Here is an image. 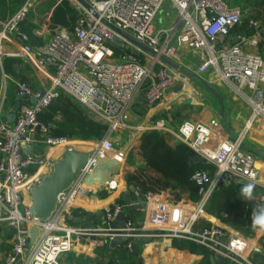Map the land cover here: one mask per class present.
I'll return each mask as SVG.
<instances>
[{
    "label": "built area",
    "instance_id": "1",
    "mask_svg": "<svg viewBox=\"0 0 264 264\" xmlns=\"http://www.w3.org/2000/svg\"><path fill=\"white\" fill-rule=\"evenodd\" d=\"M40 1L24 0L9 18L0 19L3 87L0 106L8 79L2 65L4 41L17 40V54L36 69L49 73V85L42 92L24 79L15 80L17 96L35 97V101L20 104L13 122L0 120V208L3 210L0 220L12 230L10 250L1 264H63L65 254H92L100 246H110L117 236H126L129 247L133 237L189 238L232 264H257L247 254L251 249L247 237L199 220L205 216V206L217 184L236 178L255 181L258 175L255 155L243 145L253 121H260L264 126V57L261 53L264 34L257 20L248 19L249 30L241 31L242 7L225 0H84L92 10L79 0H68L77 14L73 27L51 26L49 12L48 16L45 14L48 26L41 25L42 22L35 29L43 42L33 47L17 23ZM60 1L55 0L54 5ZM163 6L172 10L174 17L167 26L156 28L154 20ZM246 46L258 49L253 51ZM183 48L198 59L194 69L197 75L210 72L213 82L249 108L242 131L235 136H223L216 118L207 122L184 120L176 129L161 120L129 124V110L141 92L146 104L154 107L173 84L172 69L166 58L178 59ZM188 79L186 74L181 76L183 83H188ZM60 94L71 96L106 127L99 139L90 140L88 162L77 170L70 184L58 192L50 214L35 218L21 191H30L36 186L51 163L45 155L27 154L22 146L33 141L34 134L39 132L48 146L73 149V138L52 134L55 122L62 118L58 110L49 122L39 118ZM185 124L191 125V129H185ZM129 127L171 133L199 157L214 164V171L196 169L192 172L190 178L198 194L192 205L161 193L133 189V194L146 201L141 223H135L124 211L125 203L114 199L102 205L101 224H74L71 221L73 209L90 187L84 181L90 171L89 163L101 156L125 159V152L114 148L113 134ZM31 164H36L32 171L28 168ZM106 184L113 188L116 181L110 179ZM257 201L264 203V191L257 196ZM120 211L124 212L123 224L116 222ZM32 225L38 227V232L30 243L28 228ZM147 243L142 242V245ZM262 248L264 250V242Z\"/></svg>",
    "mask_w": 264,
    "mask_h": 264
},
{
    "label": "crops",
    "instance_id": "2",
    "mask_svg": "<svg viewBox=\"0 0 264 264\" xmlns=\"http://www.w3.org/2000/svg\"><path fill=\"white\" fill-rule=\"evenodd\" d=\"M231 4H238L243 9L242 22L239 26L241 31H248L247 21L248 19L257 20L260 28L261 34H264V21L259 19L256 15L264 9V0H225ZM55 3V0H54ZM51 6L48 11H46L41 17L43 24L47 25L46 16L51 12ZM174 17L172 10H168L163 6L157 13L154 24L156 28L162 26H167L170 24L171 19ZM33 22L35 26L32 28L31 33L40 38L36 33V26L40 25L38 18H34ZM49 23L52 26L49 18ZM48 26V25H47ZM42 40V38H40ZM43 42V40H42ZM246 48L256 51V47ZM19 49V43L14 38L4 41L3 43V59L11 61L12 66L6 67V73L8 74L7 86L4 89V99L0 106V120L4 118L11 112L12 105L17 99V94L15 92V80L24 79L31 86L36 89L44 90L49 85V73L45 70H38L28 61H25L20 57L17 52ZM180 52L178 59L166 58V63L171 67V72L174 77L173 84L166 90L164 96L158 101V103L153 107L146 104L142 98H138L133 105V111L130 112L128 122L131 125L143 124L147 122H153L156 120H161L173 129L177 128V125L184 120H191L194 122H207L211 118H216L220 121V131L223 136L233 137L242 131L245 120L249 115V108L242 102L236 101L232 96L226 91V89L218 85L211 80L212 75L210 72L205 74L197 75L194 72L198 59L196 56L192 55L190 52L186 51L185 48ZM263 51H261L262 53ZM264 57V52L262 53ZM2 59V61H3ZM3 65V64H2ZM183 74L188 75V83H183L181 76ZM179 83L183 84L182 88L179 90L176 87ZM3 92L2 79L0 76V98ZM188 92V94H185ZM219 95V96H218ZM220 97V98H219ZM220 99V100H219ZM22 104V103H21ZM20 105V104H19ZM17 109V108H16ZM16 111V110H15ZM150 118V119H148ZM14 120V119H13ZM6 121L8 123L13 122ZM50 121V120H49ZM48 121V122H49ZM253 127L249 128L244 139V148L250 150L255 155V161H258L261 167H258V175L255 181H250L247 179L236 178L229 179L224 182L217 184L214 188L216 190L221 185L229 184L230 182H238L247 184H253L254 190L252 194V200L264 210V203H258L257 196L264 191V126L260 121H253ZM143 131V130H142ZM136 127L121 128L114 132L113 136L117 137L120 132L124 133L123 137V152H125V159L123 157L122 161H119V167L115 171H111L108 174V178L104 182H93L92 185L87 190V193L80 196L77 201L78 206L73 209L72 222L74 224L80 225H96L102 223V205L112 200H120L125 203L124 211L131 216L135 223H141L144 219V207L145 198L139 195L133 194L132 190L141 189L135 188L126 182L125 175L128 171H132L134 167L143 165L141 156L137 152V145L139 142V136L142 133ZM165 133V132H164ZM43 134L37 132L34 134L33 143L29 149V154L34 156H47L49 166L46 167V173H49L52 169V164L55 160L59 159L65 151L63 146H48L43 141ZM122 137V138H123ZM165 138L170 144H175L178 140L171 133H165ZM91 139L73 138V149L78 152H86L87 154L91 150ZM83 142V143H80ZM87 143V144H86ZM79 145L80 149H77ZM133 153L134 163L129 165L127 163L128 155ZM198 155V154H197ZM202 158V157H201ZM206 162V161H205ZM209 163V162H207ZM212 164V163H211ZM214 165V164H212ZM36 164H31L28 168L29 170L35 169ZM215 168V166H214ZM210 172V170L206 168ZM115 180L116 186L109 188L107 186L108 180ZM242 180V182L240 181ZM85 181V180H84ZM126 186L128 188H126ZM26 190V189H25ZM213 190V191H214ZM28 197L24 199L26 203H30L31 196L30 191L26 190ZM149 191V190H148ZM153 193H161L169 199L176 201H183L190 205L196 200H191L187 197V192L182 191L179 198H175L170 194L169 190H160ZM212 194V193H211ZM208 203L205 206V216L199 218L202 224H218L233 231H238L243 236L248 238L251 245V249L247 253L252 261L257 264H264V250L262 244L264 242V229L251 228L247 233L243 232L238 227L225 222L215 216L214 214L207 211ZM3 214L2 208H0V216ZM225 215V214H224ZM12 241V230L6 225V222L0 220V264L3 258L8 254ZM172 238L156 239L150 240L143 246L142 242L138 243L143 249L150 247L148 252L140 254L142 257L143 264H196L200 258V254H195L187 249H179L171 245ZM111 247V246H109ZM148 254V256H146ZM214 255V259L211 262H220L217 258V253L211 252ZM210 254V255H211ZM144 255V256H143ZM65 257V256H64ZM223 259V258H222ZM225 264H232L229 261L223 259ZM220 262V263H223Z\"/></svg>",
    "mask_w": 264,
    "mask_h": 264
},
{
    "label": "trees",
    "instance_id": "3",
    "mask_svg": "<svg viewBox=\"0 0 264 264\" xmlns=\"http://www.w3.org/2000/svg\"><path fill=\"white\" fill-rule=\"evenodd\" d=\"M23 2L24 0H0V19L10 17ZM53 3L54 0H41L35 8L28 10L23 20L17 23L18 29L28 35L27 41L33 47L42 44V40L31 33L35 26L33 19L37 17L41 20L43 14L53 6ZM76 15V10L69 1L61 0L54 5L49 18L52 25L70 29L73 27ZM2 64L5 71L6 67L12 66L11 61L5 59ZM57 110L62 118L55 122L51 130L52 134L82 139H99L103 135L106 124L91 117L81 104L68 95L60 94L53 99L39 114V118L48 122ZM137 152L141 156L143 165L128 171L125 179L129 185L143 191L155 192L167 189L175 198H179L181 192L185 191L189 199L195 200L198 194L196 185L190 178L192 172L196 169H214V165L205 162L201 157L194 160L195 151L184 142L168 143L165 133L157 129L142 131ZM127 163L129 165L136 163L132 152L128 155ZM244 186H246L244 183L238 182L219 186L212 192L207 202V211L247 233L253 228V215L259 213L261 207L254 200L242 195L241 190ZM127 242L128 240L119 242L114 247L100 246L97 248L96 256H82L81 262L77 264H143L139 244L133 249L127 246ZM171 245L200 254L201 258L196 264H225L224 262H211L209 259L211 251L195 240L173 237ZM64 258L69 260L70 253Z\"/></svg>",
    "mask_w": 264,
    "mask_h": 264
},
{
    "label": "water",
    "instance_id": "4",
    "mask_svg": "<svg viewBox=\"0 0 264 264\" xmlns=\"http://www.w3.org/2000/svg\"><path fill=\"white\" fill-rule=\"evenodd\" d=\"M79 1L89 10H92L91 7L84 0H79ZM113 41L116 44H119L120 42L117 38H114ZM182 86L183 84L179 83L176 89L179 90L180 88H182ZM185 94H188V92H185ZM142 96L143 93L141 92L139 98H142ZM33 101H35V97L27 98V97L17 96V99L12 105L11 112L5 118L3 116L1 119L7 121L13 120L15 117V110L19 106V104L26 102H33ZM32 143L33 141H31L29 144H23L22 148L29 149ZM26 153L29 154L30 153L29 150ZM193 159L198 160L199 155L195 154ZM191 161L192 160H190V162ZM87 162H88L87 153L78 152L75 151L74 149L65 150L62 156L53 162L51 171L49 173H46L42 177L41 181L36 186L32 187L30 190L31 200L29 203V209L35 218H45L50 214L51 210L54 207L58 192L70 184L77 170L81 166L85 165ZM118 167H119L118 158L109 157V156L98 157L95 162L89 163L90 171L85 177V183L87 185H92V183L96 181L104 182L107 180L109 172L117 170ZM240 181L242 182L241 179ZM123 221H124V212L120 211L117 215L116 222L118 224H123ZM37 232H38V227L35 225H32L28 228V236L30 243L37 235ZM126 240H127L126 236H117L115 239H113L110 242V246L114 247L118 245L119 242H123ZM148 241H150L149 237H145V236L133 237L130 247L135 249L138 243L148 242ZM217 258L220 262H223V259L219 254H217ZM210 259L211 260L214 259L213 254L210 255Z\"/></svg>",
    "mask_w": 264,
    "mask_h": 264
},
{
    "label": "rangeland",
    "instance_id": "5",
    "mask_svg": "<svg viewBox=\"0 0 264 264\" xmlns=\"http://www.w3.org/2000/svg\"><path fill=\"white\" fill-rule=\"evenodd\" d=\"M41 2V1H40ZM39 4V2L38 3H36V4H34L33 5V7L32 8H35L37 5ZM31 8V9H32ZM259 19H262L263 21H264V9H262L261 11H260V13L258 14V15H256ZM9 18V17H8ZM39 21V23L41 24L42 23V19L41 20H38ZM40 38H42V37H40ZM264 52V51H263ZM262 52V53H263ZM197 65V64H196ZM70 98H71V96H69ZM74 100V99H73ZM133 111V109H130L129 110V112H132ZM119 135H117V137L115 136H113V145H114V148L115 149H119V150H122V149H120L121 148V146H123V139H124V137H123V135H124V133H118ZM123 137V138H122ZM77 147V149H80L79 147V145H77L76 146ZM21 194H22V197H23V199H25V198H27L28 197V193H27V191L26 190H23V191H21ZM20 206H22V204L20 205ZM149 250L148 249H143V251H142V247H140L139 246V252H140V254H144V252H148ZM73 252H70V258H69V260H66L65 258H64V256H66L67 254H65L64 256H63V258H62V262H63V264H77V262H81V260H82V256H96L97 255V250L94 252V253H92V254H89V255H87V254H78V253H73ZM144 256V255H143ZM146 256H148V254H146Z\"/></svg>",
    "mask_w": 264,
    "mask_h": 264
},
{
    "label": "clouds",
    "instance_id": "6",
    "mask_svg": "<svg viewBox=\"0 0 264 264\" xmlns=\"http://www.w3.org/2000/svg\"><path fill=\"white\" fill-rule=\"evenodd\" d=\"M184 127H185V129H189V130L191 129V125H189V124H185ZM253 190H254V185L253 184H247L241 190L242 195L247 199H251L252 194H253ZM253 227L254 228L258 227L260 229H264V210H261L259 213H255L253 215ZM235 243L239 244L240 242H235ZM240 246L242 247L243 245L240 244Z\"/></svg>",
    "mask_w": 264,
    "mask_h": 264
},
{
    "label": "bare ground",
    "instance_id": "7",
    "mask_svg": "<svg viewBox=\"0 0 264 264\" xmlns=\"http://www.w3.org/2000/svg\"><path fill=\"white\" fill-rule=\"evenodd\" d=\"M80 143H83V142H80ZM87 144V143H86ZM91 144V143H90ZM255 166L258 168V167H261L260 163L258 161H255Z\"/></svg>",
    "mask_w": 264,
    "mask_h": 264
}]
</instances>
